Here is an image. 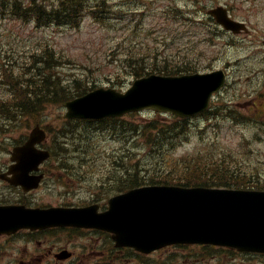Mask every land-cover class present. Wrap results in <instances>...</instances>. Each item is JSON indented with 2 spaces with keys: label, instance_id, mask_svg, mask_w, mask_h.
I'll return each instance as SVG.
<instances>
[{
  "label": "rangeland",
  "instance_id": "374dc122",
  "mask_svg": "<svg viewBox=\"0 0 264 264\" xmlns=\"http://www.w3.org/2000/svg\"><path fill=\"white\" fill-rule=\"evenodd\" d=\"M139 1L149 3L152 10L167 13L169 19L150 15L148 7V12H142L144 6L139 3L135 5L136 8L133 0H107V3L104 2L107 7L103 10L90 12L85 9L81 12V22L76 27H37L28 20L10 16L0 18V41L6 50L15 53L12 58H5L11 63L6 68L7 72L21 73L18 75L22 79L25 74L34 77L33 62L28 53L40 49L44 44L57 56V62L53 65H56L55 71L60 78L66 80L60 82L65 89L72 88L74 80L82 87H87L91 82L95 87L124 89L142 68L150 70L167 65L171 68L210 70L220 65V50L227 40L218 37L216 33L203 31L204 24H199L196 21L199 19L194 18L202 12L200 4L193 0H178L179 4L186 1L191 5L190 9L178 12L166 9V6L170 7L167 0ZM183 14L192 16L187 21ZM187 28L191 30V34H188ZM124 41L131 44V49L124 46ZM112 47H115L114 51H110ZM229 50L233 48H228V52ZM1 58L0 56V60ZM2 75L3 72L0 77ZM2 80L1 78L0 82ZM235 94L234 86L230 92L216 95L212 111L195 116L182 123V126L181 122L170 118L168 114L142 111L125 115L114 123H84L91 129L87 135L78 126L81 123L64 118L62 102L47 104L38 113H24L21 116L13 113L6 132L0 133V168L9 162L10 152L15 144L25 140L31 127L38 123L44 128L51 125L62 129L60 139L50 135L45 141L47 146L51 145L49 138L56 141L54 168L58 174L56 178L59 179L54 182L56 191L38 197L39 201L55 203L54 201L61 200L77 204L87 202L86 199L91 194L100 200L122 186L126 188L122 172L128 177L127 172L131 166L149 162L152 163L145 166L142 174L167 177V182H185L189 177L199 176L211 182L214 172L203 169L201 165L204 163L220 166L221 170L216 169L215 173L223 171L227 178L228 173L236 169L235 166L246 174L255 169L259 172L264 161V114L253 119L240 117L234 109ZM231 97L233 101L229 109L224 111L225 107L221 106V102L228 103ZM172 120L177 121L176 126L180 129L179 142L169 146L161 156V141L156 146L159 142L154 141L156 135L145 130V125L163 124ZM113 127L112 131L102 132ZM70 129H77V135L71 133ZM64 142L67 144L62 146ZM62 147L66 151H61ZM195 154L201 155V161L186 163V160L194 158L177 159ZM197 181L198 179H193L191 183ZM229 181L226 179L222 183ZM12 197L19 198L13 196L10 187L6 185V195L0 194V200ZM199 250L202 257L209 259L221 254L216 264H239L240 260L242 264H264V259L260 262L254 257L239 259L235 252L227 249L220 250L219 254H216V250Z\"/></svg>",
  "mask_w": 264,
  "mask_h": 264
},
{
  "label": "water",
  "instance_id": "95a60500",
  "mask_svg": "<svg viewBox=\"0 0 264 264\" xmlns=\"http://www.w3.org/2000/svg\"><path fill=\"white\" fill-rule=\"evenodd\" d=\"M219 9L215 11L219 14ZM218 72L207 75L160 77L151 75L135 81L125 94L98 88L66 101L69 117L102 118L125 111L151 107L190 115L202 110L210 92L220 84ZM47 157L36 155L29 143L13 148L11 158L17 163L10 169L25 173ZM15 175L6 177L10 182ZM14 183L24 184L16 179ZM109 213L98 214V223L115 232V238L125 233L131 242L149 250L171 242H206L229 245L239 250L264 252V192L229 191L215 189H181L142 187L113 198ZM56 208L51 214L23 206L0 207V231L10 221L80 222L85 215L89 224L96 222L84 209ZM81 211L82 216L78 215Z\"/></svg>",
  "mask_w": 264,
  "mask_h": 264
},
{
  "label": "flooded vegetation",
  "instance_id": "af4514ba",
  "mask_svg": "<svg viewBox=\"0 0 264 264\" xmlns=\"http://www.w3.org/2000/svg\"><path fill=\"white\" fill-rule=\"evenodd\" d=\"M242 1V0H241ZM251 6L258 0H243ZM263 5H264V0ZM229 15L243 22L245 17L236 14L224 4ZM219 30L227 33L222 27ZM222 63L233 70L234 79L238 82L239 100L237 105L248 110V107L264 106V27L240 31L236 35L234 55L229 59L223 56ZM230 77V74L227 73ZM9 163L0 168L6 171ZM5 185L9 186L6 182ZM11 188V186H9ZM17 189V188H16ZM70 231L81 234L67 238ZM97 230L73 227H50L43 230H21L11 234H0V264H147L143 258H126L123 250L114 249L109 243H101ZM190 246H170L156 251L155 260L150 264H173L171 256H182ZM69 250L71 254L63 256ZM118 253L117 255H114ZM237 256H242L237 254ZM183 264H194L186 260ZM242 264V260L239 261Z\"/></svg>",
  "mask_w": 264,
  "mask_h": 264
},
{
  "label": "trees",
  "instance_id": "16d2710c",
  "mask_svg": "<svg viewBox=\"0 0 264 264\" xmlns=\"http://www.w3.org/2000/svg\"><path fill=\"white\" fill-rule=\"evenodd\" d=\"M70 3L76 2V0H66ZM12 10V13L19 17H25V15H31L33 14L36 18V22L38 24H48V22H55L57 20H60V16L58 13H54L51 10H46L44 6L41 4H38L35 0H31V3L28 2L27 4H23L22 0H18L16 2H12V5L10 7ZM62 11H65V6H62ZM72 12V11H71ZM3 13V11H1ZM63 16H66L65 19H62L61 21L68 23L72 20L71 14L68 12H65L62 14ZM36 69L32 70L34 72V77H29L26 75L24 79L20 78L21 75H16L19 79L12 81L10 79L7 80V83H4L0 86V116L4 120L0 122V132H6L5 128H7L9 121L12 116H14L13 113H18L17 116H21L24 113H38L42 108H44L47 104L53 103V102H63L67 99H70L76 95H79L85 90L82 89V85H78L76 83V80H74V86L72 88L65 89L63 85L60 83L62 82L60 76L53 73V63H49V60L45 59L44 61L39 60ZM176 68V67H175ZM160 73H174L175 71L170 70H159ZM52 75H54L52 77ZM6 84V85H5ZM89 85V84H87ZM9 86L10 91L6 92L5 88ZM114 121L115 120H111ZM79 123V122H78ZM81 126V125H78ZM82 127V126H81ZM157 132L153 135H156V138L154 141L157 142L156 146L159 145L160 141L164 142V144L161 143V153L160 155H164L168 149L169 146L172 145V143L163 138L164 136H168V132H166L164 129H160L159 127H156ZM72 130L71 133H74L77 135L75 130L77 129H70ZM83 132L89 134L91 132L90 127H82ZM114 130V127L111 128L108 131H102V132H109ZM99 132V131H98ZM97 132V133H98ZM94 133V134H97ZM59 135V132H58ZM82 135V136H86ZM170 135V134H169ZM163 138V139H162ZM67 143H63L62 146L66 145ZM61 151H66L64 147H62ZM53 152V151H52ZM54 153V152H53ZM57 155V154H56ZM210 159H213L209 157ZM197 161H201L200 159ZM214 161V160H213ZM152 162L146 163L145 165H136L134 164L131 166L130 170L127 172V175H125V172H122V178L124 181V185L126 187H135L137 185H140L145 182H159L164 181L167 182L169 179L167 177H153V176H145L142 174V171H144V168L146 165L150 164ZM203 163V161L201 162ZM186 166V165H184ZM203 169L206 170H213L214 172V179L211 180V182L207 181V179H204L203 176L199 177H189L185 181L186 185L191 183L193 179H198L197 182H194L193 184H202V185H208V184H215V185H247L248 183H251L253 185H262L264 184L263 176L258 174H253V171H250V174L244 173L242 169H238L237 166L234 171L228 173V178L224 174L223 171H219L217 174L215 173L216 169H220L221 167L218 165L213 164H202L201 165ZM196 171V170H195ZM226 179H229V182H223ZM183 182V181H180ZM123 187V186H122ZM120 187V188H122Z\"/></svg>",
  "mask_w": 264,
  "mask_h": 264
}]
</instances>
